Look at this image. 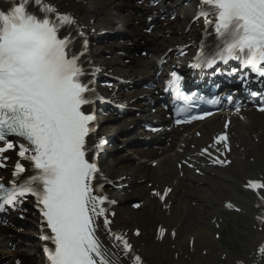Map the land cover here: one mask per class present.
<instances>
[{
    "label": "snow or ice",
    "instance_id": "obj_1",
    "mask_svg": "<svg viewBox=\"0 0 264 264\" xmlns=\"http://www.w3.org/2000/svg\"><path fill=\"white\" fill-rule=\"evenodd\" d=\"M33 2L39 11L29 7ZM14 3L10 11H0V167H6L3 153L9 150L18 148L21 161L15 164L9 184L0 179V211L22 203L23 197L36 198L52 233L43 239L55 246L47 249L50 264H120L99 235L105 232L120 242L113 247L122 245L125 257L133 253L132 245L110 227L111 213L104 205L112 202L101 194L103 185L94 184L99 171L95 153L104 141L91 145L95 117L84 107L93 104L91 82L82 79L87 75L80 59L84 53L73 51L71 29L61 34L76 21L69 14L56 13L46 0ZM200 16L214 24L221 38L219 60H241L264 76V0H201ZM216 59L204 62L211 66ZM180 79L177 76L169 87L179 92ZM221 141L227 149V136L220 135L216 142ZM24 160L37 171L22 179L28 170ZM248 186L264 187L256 182ZM133 264H141L139 255Z\"/></svg>",
    "mask_w": 264,
    "mask_h": 264
},
{
    "label": "bare ground",
    "instance_id": "obj_2",
    "mask_svg": "<svg viewBox=\"0 0 264 264\" xmlns=\"http://www.w3.org/2000/svg\"><path fill=\"white\" fill-rule=\"evenodd\" d=\"M52 1L57 5V8L67 10L74 15L93 40L90 53L95 64L101 70L110 72V76L120 82L127 80L134 82L156 71L151 59L139 57L136 54V46L147 44L154 49L162 50L179 40L183 43L187 40L191 41L198 34L195 22L189 21L194 15L192 9L194 4L190 3L188 6H184L181 0H168L172 5L160 0L159 4L153 9L172 10L174 8L177 16L174 20L167 23L166 26L161 28L156 26L150 34H146L144 28L141 27L143 15L147 8L139 6V8L135 9V0ZM108 32L123 34L125 41L113 37L107 39L108 36L105 34H108ZM167 32H170V34L167 35ZM128 45H131V47ZM120 50L127 56L119 55ZM184 60H187V58H184ZM109 93L113 95L117 103L141 107L143 111L141 116L144 118L158 117V113L148 114L146 113L149 112L147 108L140 105L144 99L141 101L139 98L148 93L142 87L132 86L123 90L118 89V91L109 89ZM258 116V114L247 112L245 113V120H232V123L236 122L234 126L231 123L229 139L233 148L231 155L232 158H235V162H239L238 157L241 155H245L248 152L253 153L259 147L262 139H264V120H258ZM134 120V118L128 117L121 122L114 115L98 114L101 133L114 136L117 135V131L125 128ZM259 123L263 124L260 132L258 129H253L254 125ZM196 129L202 132L199 136L192 134L193 131L189 129L183 131L187 134L185 137L178 130L169 133V141L164 142L163 150L160 152L158 150L147 151L138 148L139 151L135 154L139 165L130 164V160L123 158V156L122 158L114 156L112 163H102L100 171L105 175L115 178L129 175L128 178H135L131 186L132 192L137 196L135 200L140 202L141 205L149 204L152 206V212L158 215L157 218L162 223L163 235L158 234L156 240L148 247L142 245L139 242L140 234L138 235V229L136 228L140 225V218L121 205L116 207V209L105 206L109 213L114 212V216L111 214L108 217L112 221L110 227L114 232L122 235L124 239L132 243L135 254H140L141 264H202L201 259L194 257L189 262L181 261L178 258L176 260V255L179 256L185 244L190 243H192V247L195 250L221 251L219 243L210 233V227H204V222L207 219L210 220L212 213H214L213 211H215L214 207L208 208L207 205L218 203L222 206L223 202L230 201L234 202V205L237 203L243 205L246 213L251 215L252 225L257 227V230L254 236L250 237V243L245 251V258L247 259L248 256H251L252 260L236 263L227 254L229 258L227 264H264V251H262L264 249V188L254 191L247 190L245 188V180L248 177L244 174L240 175L239 178L243 182L242 188L248 196L233 195L232 186L235 184L241 185L234 178L235 174H237L236 170H229L227 167L222 169L211 168L204 171L203 175H196L189 170L183 172L182 176L178 175L176 160L180 155L177 150L183 143L187 145L190 143L196 144L195 147L203 145L211 140L216 130L222 129V125L221 121L215 118L199 123ZM139 136H143V134L138 131L132 132L127 134L122 139V142L126 145L129 141L136 140ZM240 149H242L241 152L239 151ZM107 152V156H109L111 150L108 149ZM3 156L7 157L4 160L6 167H1L0 178L1 176L7 177L11 175L13 164L20 159L16 151L13 150L3 153ZM259 156V154L253 153L254 158ZM142 158L146 160L154 159L157 162L156 167L153 168ZM184 170L186 169H181V171ZM137 180H143L142 184L137 185ZM166 186L172 187L167 197L171 202L165 200L160 205V196ZM129 195H132L131 192ZM193 202H197L198 205L194 206ZM30 203L31 201L27 200L23 204L24 213L28 212ZM205 207L207 208L206 210H204ZM254 215L256 218H254ZM27 216L31 217L33 225L36 224V218L33 216L32 211L29 210ZM134 223L136 224L133 225ZM185 223H187L186 226H184ZM174 227L182 229V232L180 230L179 234L176 235L172 230ZM31 230L34 229L31 227ZM32 232L34 234V231ZM99 235H101L105 245L118 255L120 264H133L132 253L129 254L130 258L125 257L122 252V245L113 247V245H117L120 242L110 239L105 232H100ZM26 236L32 243L26 247L25 252L30 250L31 246L32 250L33 248L35 249L33 236L30 234ZM19 238L22 237L18 236L16 231L0 228V243L4 245L0 250V260L4 257L7 264H14L12 261L15 258L25 257L23 254L25 244H22ZM7 242L16 244L14 251L10 250L11 248L7 246ZM29 263L35 264V261L30 260Z\"/></svg>",
    "mask_w": 264,
    "mask_h": 264
},
{
    "label": "rangeland",
    "instance_id": "obj_3",
    "mask_svg": "<svg viewBox=\"0 0 264 264\" xmlns=\"http://www.w3.org/2000/svg\"><path fill=\"white\" fill-rule=\"evenodd\" d=\"M263 117V116H262ZM259 126L256 125L255 128H258ZM254 153L259 154L260 156L258 158H255L253 166L247 164V166L251 167H244V169H248L249 171L247 173H253L252 176H257L258 173L262 172L264 169V140L260 144L257 150L254 151ZM252 168V169H251ZM236 180H239V177H236ZM232 189L236 193L238 189V185H233ZM234 193V194H235ZM129 198V197H126ZM223 221H229L231 222V225H233V229L230 227L229 233L224 234L222 240V248L226 250L232 257L235 259L237 258H243L245 255V251L247 248V245L249 244L250 237L252 238L253 235H251V223L247 217H238L232 216V214L224 212L222 214ZM231 215V216H230ZM224 216L231 217L225 218ZM138 217L141 219V222H139L140 227L143 230V234L140 237V242L144 245H151L153 241V233H154V226L156 223H158V220L155 218H152L150 216V210H145L138 213ZM144 217L152 218V219H144ZM143 219V220H142ZM236 220V221H234ZM210 222L208 219L204 222V227H206V224ZM187 223H185L186 226ZM255 233V231H254ZM205 251V250H204ZM224 256V257H223ZM199 258L201 259L202 264H227L229 260H227L226 253H210L205 252L203 253L198 249H194L192 245L185 244L184 248L181 249L180 255L178 256L179 260H182L184 262H189L192 258Z\"/></svg>",
    "mask_w": 264,
    "mask_h": 264
}]
</instances>
